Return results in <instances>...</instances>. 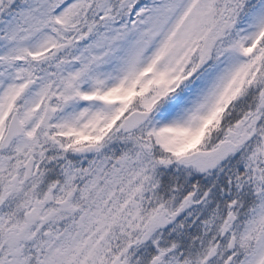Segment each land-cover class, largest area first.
Listing matches in <instances>:
<instances>
[{
    "label": "snow or ice",
    "instance_id": "1",
    "mask_svg": "<svg viewBox=\"0 0 264 264\" xmlns=\"http://www.w3.org/2000/svg\"><path fill=\"white\" fill-rule=\"evenodd\" d=\"M0 264H264V0H0Z\"/></svg>",
    "mask_w": 264,
    "mask_h": 264
}]
</instances>
